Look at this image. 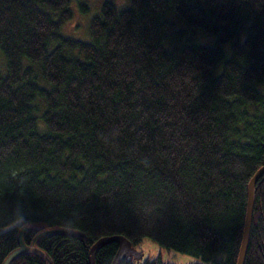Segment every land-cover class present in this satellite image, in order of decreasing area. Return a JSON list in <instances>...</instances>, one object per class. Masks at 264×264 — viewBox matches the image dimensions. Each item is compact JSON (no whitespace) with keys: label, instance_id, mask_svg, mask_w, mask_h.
<instances>
[{"label":"trees","instance_id":"obj_1","mask_svg":"<svg viewBox=\"0 0 264 264\" xmlns=\"http://www.w3.org/2000/svg\"><path fill=\"white\" fill-rule=\"evenodd\" d=\"M77 2L82 40L73 0H0V264L23 228L28 247L60 233L11 264H89L111 236L237 264L264 166V0ZM254 194L245 264H264V177Z\"/></svg>","mask_w":264,"mask_h":264},{"label":"water","instance_id":"obj_2","mask_svg":"<svg viewBox=\"0 0 264 264\" xmlns=\"http://www.w3.org/2000/svg\"><path fill=\"white\" fill-rule=\"evenodd\" d=\"M263 177H264V166L255 174V176L252 178L250 185H249L248 209H247L243 239H242V244H241L237 264L246 263L247 253H248L249 244H250V235H251V229H252L253 215H254V209H255L254 189L257 183ZM26 231H27V228L22 229V231L19 234V248L13 251L7 257V259L4 261L3 264H11L13 261H15L20 256L24 255L28 251L32 249H36L34 248V246L36 245L37 241L40 238L44 237L45 235L59 232V231L57 232L53 230H47V231L41 232L36 237V240L33 243L34 246L28 247L24 241V236H25ZM112 243H116L119 246L117 254L112 264H122L125 260H128V259H135L136 261L144 260V256H145L144 251L142 249L139 250L136 247H134L127 238H125L124 236H111V237L101 238L93 245V247L90 250L89 264H96L95 258L98 252L101 249H103L105 246L112 244Z\"/></svg>","mask_w":264,"mask_h":264},{"label":"rangeland","instance_id":"obj_3","mask_svg":"<svg viewBox=\"0 0 264 264\" xmlns=\"http://www.w3.org/2000/svg\"><path fill=\"white\" fill-rule=\"evenodd\" d=\"M92 7L93 10L94 7L99 8L102 3L105 1H111L114 4L118 6L126 5L127 0H86ZM77 2V0H73L72 3V11L74 14V17L72 20L68 22V25L65 28V34L66 36L74 37L75 39L82 40L84 39V31L85 28L87 29V20L86 18L82 17L78 5L74 7V3ZM78 4V2H77ZM91 10V15H94V11ZM90 20V16H85ZM89 23V22H88ZM144 253H145V261L149 259H155L158 257H161L165 261H169L176 264H192L195 262H199V259L187 254H183L180 252H177L175 250H168L165 248L160 247L156 243H154L151 240H144L140 246Z\"/></svg>","mask_w":264,"mask_h":264},{"label":"bare ground","instance_id":"obj_4","mask_svg":"<svg viewBox=\"0 0 264 264\" xmlns=\"http://www.w3.org/2000/svg\"><path fill=\"white\" fill-rule=\"evenodd\" d=\"M260 169H261V168H260ZM260 169H259V170H260ZM259 170H258V171H259ZM258 171H257V172H258ZM249 185H250V184H249ZM254 190H255V189H254ZM248 192H249V186H248ZM247 209H248V208H247ZM246 215H247V214H246ZM245 220H246V219H245Z\"/></svg>","mask_w":264,"mask_h":264}]
</instances>
